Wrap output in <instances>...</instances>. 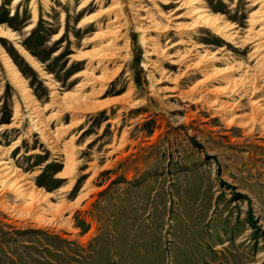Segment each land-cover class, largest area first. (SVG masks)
Here are the masks:
<instances>
[{"label": "rangeland", "instance_id": "rangeland-1", "mask_svg": "<svg viewBox=\"0 0 264 264\" xmlns=\"http://www.w3.org/2000/svg\"><path fill=\"white\" fill-rule=\"evenodd\" d=\"M81 1L0 0V27L14 36L0 38V48L40 105L51 102V92H75L80 78L73 76L85 71L86 59L72 56L93 52L98 44L91 43L93 35L112 28V17L81 26ZM118 1L119 58L108 70L120 68L94 99L114 101L98 112L65 114L58 124L82 122L59 142L49 143L33 123L0 60V148L20 138L10 159L49 195L50 205L42 204L33 216L56 214L62 223L61 229L40 226L0 212V264H264V128L247 122L257 106L264 117V92L246 93L241 101L231 97L235 102L227 113L208 109L205 102L193 106L190 102L207 92L212 101L227 98L218 96L222 83L194 91L202 77L178 78L183 67L170 65L184 46L169 47L187 41L176 27L190 22V7L184 0ZM165 1L169 5L163 6ZM196 1L209 16L235 26L238 37L245 35L250 0ZM30 3L36 6L35 20ZM113 4L95 0L87 13ZM193 40L200 54L225 44L210 32ZM232 45L230 57L252 68L248 50ZM15 110L19 126L3 129ZM65 157H71L69 169ZM21 193L3 196L7 207L24 206L27 197Z\"/></svg>", "mask_w": 264, "mask_h": 264}, {"label": "bare ground", "instance_id": "bare-ground-1", "mask_svg": "<svg viewBox=\"0 0 264 264\" xmlns=\"http://www.w3.org/2000/svg\"><path fill=\"white\" fill-rule=\"evenodd\" d=\"M20 1L22 0H13L12 4L19 3ZM44 1L45 3L47 2V0ZM93 1L95 0H83L80 2L78 11L81 14L85 15L83 16L84 19L79 24L84 27L91 24L93 21H101L102 19L112 17L111 22L108 21V24L111 25L112 28H109L107 26L108 29H106V31H97V33L93 35L90 40L91 43L94 40L98 41V44L96 43L97 48H95L93 52H88L85 54L78 53L72 56L74 60L80 62L81 59H86V63L83 65L85 71H81L73 76V79L80 78L74 93L70 95L63 94L61 96H58L55 92H51V102L40 105L37 101L33 100L34 98L32 99V97L28 94L29 92L25 88L23 81L20 78V75L18 74V71L16 70L12 61L0 48V60L4 69L7 71L8 75L12 77L14 83L19 86L20 94L27 105L26 107L28 108L30 115L32 116L31 119L33 123H36L35 125H38L39 129H42L40 131L45 133V136L51 144L59 142L60 139L67 134V132H69L70 130H72V128L76 127L82 122V120H79V122H74V124H58V122L62 120V117L65 114L70 113L72 115H78L76 117H79L80 114L98 112L106 106H109L114 101L98 102L94 99L102 93L105 83L107 84L111 80V78L115 77L120 68V66L118 65L116 69L108 70L109 66L115 67V63L117 62L115 60H118L119 58V54L116 52L117 39L121 38L119 37V35L122 31L123 26L119 24L120 14L116 12L118 11L117 8L119 6V1L110 0L114 3L113 5L106 6L104 9L100 11L98 10V13L95 12V14L92 13L90 15V13L87 12L91 9L90 4ZM132 1H136L139 3L142 2L141 0ZM197 2L198 1L196 0H184V2L182 3L184 7H190L186 13L188 14L187 19H189L190 22L179 24L176 28H178V32H183L185 34L184 37L187 39V41L184 42V40H181L180 42L178 41L176 44H173L169 47L170 49L171 47L173 48V46L176 45L184 46L181 52L176 53V57L174 60H172L170 65L174 67H183L182 70H179L180 75L178 78H185L187 75L188 76L186 80L190 78L202 77V79L197 81L194 85V91L198 92L199 90H201V88L207 87L213 82L222 83L224 86L221 88L218 96H226V102L222 101L221 99H217L216 101L209 100V96L207 95L209 93L207 92L204 94V96L199 95V98L193 100L190 103L195 106V104L205 102L206 108L208 107L209 109L211 107H217L216 109L218 111H225L224 113H227V108H231L234 106L233 103L235 102V100H232L231 97H236L237 99H239V101H241V99L245 97L246 93L250 96L257 97L260 96L262 92H264V0H250L249 7L253 9V11L249 14L247 20V29L245 30V35L242 38L238 37V34H240V32L236 30L237 28L235 26L226 25V22H220L218 21L219 19L209 16V14L205 13L200 7L195 6L197 5ZM162 5L167 6L169 4L165 1ZM30 7L33 14L32 17L35 20L36 6L34 3H30ZM174 19L176 18L174 17ZM152 28H154V30L156 29L158 31H162V34L166 33L167 31L155 25ZM208 32L219 37L225 44L220 47L218 52H204L200 54L199 49L201 47L193 40V37H197L200 33ZM0 38H11L12 40L14 39V36L8 30H4L0 27ZM54 39H57V37H55ZM234 40L239 41V43H234ZM231 43H234L235 45H232ZM229 45H232L233 48L240 52L245 49L248 50V62H254L252 68L246 66L244 62H238L236 61V59H233V57H230V53L227 52V47L229 48ZM191 59H195V61L188 63L187 61H190ZM215 63L223 65V68L217 70L214 66ZM97 72L99 73L98 75L96 74ZM87 89H89V92H86ZM174 90L175 89L173 88V90L171 91L173 92ZM170 97H173V95ZM230 100L232 101V103L228 102ZM46 111H49L50 113L45 117L44 113ZM254 112L255 114L251 116L247 121L249 127H254V124H259L262 128H264V117H261V114H263V112L261 111L260 106H257L254 109ZM18 118L19 110H15L14 117H12L11 123L5 125L3 129L10 130L17 128V126H19V124H17ZM233 121L234 120L231 119L227 123L230 124ZM52 123H55L57 125V127L53 131H51L49 128ZM245 126L246 124L243 127ZM20 143H22L20 138H17L11 143L8 148H0V212L3 214L7 213L6 216L8 217V219L11 218L18 221L29 219L31 220V222H35L40 226L48 225L54 226L57 229H61L60 227L62 226V223L57 219L60 216L57 217L56 214H52L51 218H45L43 216H39V218H36L38 216H33L34 213L38 210L37 208L42 204H46L47 206L50 205L48 201L49 195L46 193H42L38 189H36L31 184V181L28 180L27 175L25 173H22L10 159V154L19 147ZM121 146L123 147L124 145ZM121 146L119 147V149L122 148ZM65 152L67 153V149L65 150ZM28 155L29 154H27V156ZM65 166L68 169L73 166L71 157H65ZM66 174L67 171L64 172L61 176L64 177ZM61 179L63 178L61 177ZM13 191H22L21 196L26 195L27 197V202H23L24 206L19 209L7 207L5 203V199L3 196L6 197L7 195L12 194ZM18 197H20L19 194ZM50 207L55 210L52 206ZM73 208L76 209V207ZM61 210L64 211V209ZM55 212L56 211H54V213Z\"/></svg>", "mask_w": 264, "mask_h": 264}]
</instances>
